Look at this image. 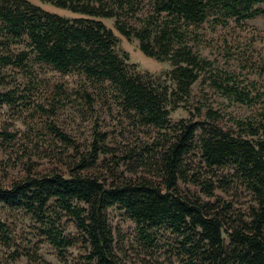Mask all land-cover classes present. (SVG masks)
Here are the masks:
<instances>
[{
    "label": "trees",
    "instance_id": "1",
    "mask_svg": "<svg viewBox=\"0 0 264 264\" xmlns=\"http://www.w3.org/2000/svg\"><path fill=\"white\" fill-rule=\"evenodd\" d=\"M38 1L73 17L28 0H0V112L25 117L23 132L0 128V146L18 137L27 140L35 119L76 160L67 176L27 174L0 185V206L28 217L36 236L23 245L16 226L0 218V247L8 260L22 257L25 264H38L37 247L46 243L59 258L68 249L77 250V264H122L106 214L115 208L132 222L147 250L157 249L166 234L173 236L179 264H264V57L250 65L262 83L235 84L230 74L222 82H209L228 105L255 107L252 116L229 117L227 129L217 125L220 114L209 107L203 112L196 108L203 120L174 125L169 120L188 102L195 81L212 69L194 51L201 41L195 29L264 19V0ZM116 34L135 40L143 56L167 62L169 69L162 77L139 73L125 54L116 52ZM39 64L80 77L77 101L67 104L79 117L87 118L99 99L116 109L119 120L132 128H151L157 136L116 151L95 121L91 142L80 149L49 121L67 103L61 86L53 85L43 102L36 98L41 83L34 66ZM194 151L197 165L187 159ZM179 184L197 187L206 198L214 197V190L242 191L250 201L245 210H234L219 198L189 197ZM67 223L73 234L66 232Z\"/></svg>",
    "mask_w": 264,
    "mask_h": 264
},
{
    "label": "rangeland",
    "instance_id": "2",
    "mask_svg": "<svg viewBox=\"0 0 264 264\" xmlns=\"http://www.w3.org/2000/svg\"><path fill=\"white\" fill-rule=\"evenodd\" d=\"M28 1L50 13L67 18L73 17L65 10L40 3L38 0ZM105 21H108L105 22L107 26H111L110 20ZM195 30L201 41L194 45V51L210 61L212 69L205 75H201L191 86L188 102L169 114L170 123L174 125L178 120H203V113H197L196 108H202L203 112L206 107H209L212 111L220 114L221 119L216 121L217 125L222 129L230 128L229 117L244 119L252 116L256 108L228 105L225 97L211 87L210 78L216 82H222L224 74H230L232 82L235 84L242 85L245 80H257L262 83V79L258 80L259 78L254 75V65L253 67L250 65L257 63V58L264 57V19L258 16L239 23L230 20L225 27L215 26L214 29H210L206 25H202ZM115 36L117 38L116 52L125 54L127 63L133 65L139 73H146L151 77H162L164 72L169 69L167 62L159 63L143 56L137 50L135 40L125 41L117 34ZM245 63L247 67L244 65ZM34 71L41 83L35 94L39 102H43L47 94L51 92L53 85H60L67 94L66 105L57 107L54 114L49 116V121L73 138L80 149H85V146L91 142L92 125L95 121L99 132L107 134L106 144L116 151L157 136V132L151 128H132L123 120H119L116 109L111 105L107 108L104 105L109 103L99 99H96V104L92 112L88 113L87 118L79 117L67 104L69 100L77 101L75 94L78 90L80 77L74 73H58L42 64L35 65ZM88 91L90 90L88 89ZM22 119H25L23 113L17 119H13L12 113L0 112V128L23 132L25 127L22 125ZM34 122L27 140L23 141L18 137L14 143L0 146L1 186H8L11 182L27 174L33 176L56 172L67 176L70 173L69 171L76 160L73 152L65 151L60 143L52 141L45 128L37 120L34 119ZM187 159L192 165L199 164L196 151ZM124 168L122 165L119 169L124 170ZM126 175L129 176V173ZM179 188L183 194H187L189 197L196 195L202 201L211 202L214 198H219L224 202H230L232 209L239 211L245 210L250 201L248 195L242 191L223 194L214 190V197L206 198L195 186L179 184ZM106 214L116 238L115 254L122 264H179L172 248L177 246L173 236L166 234L165 239L159 241L157 249L147 250L136 239L134 226L125 217L123 211L111 208L106 210ZM0 218L16 226L17 237L23 245L28 240L31 243L35 242L36 236L31 229L32 223L23 213L7 211L0 206ZM65 229L69 234L74 233L70 223L65 225ZM37 249L36 254L40 259L38 264H77L74 259L77 253L75 249H68L60 258L57 257L55 250L46 243L39 244ZM5 251L0 247V264L26 263L22 257L16 261L8 260Z\"/></svg>",
    "mask_w": 264,
    "mask_h": 264
}]
</instances>
